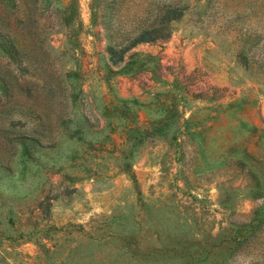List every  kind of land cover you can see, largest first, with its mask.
I'll return each instance as SVG.
<instances>
[{"label":"rangeland","instance_id":"1","mask_svg":"<svg viewBox=\"0 0 264 264\" xmlns=\"http://www.w3.org/2000/svg\"><path fill=\"white\" fill-rule=\"evenodd\" d=\"M0 264H264V0H0Z\"/></svg>","mask_w":264,"mask_h":264},{"label":"trees","instance_id":"2","mask_svg":"<svg viewBox=\"0 0 264 264\" xmlns=\"http://www.w3.org/2000/svg\"><path fill=\"white\" fill-rule=\"evenodd\" d=\"M168 15V19H174L180 14V10L177 8H172V7H167L166 8ZM148 32L143 31L141 32L135 39V41H145V40H150L149 37L147 36ZM109 52L113 56L115 54V51L112 46L109 47ZM116 61V60H115Z\"/></svg>","mask_w":264,"mask_h":264}]
</instances>
